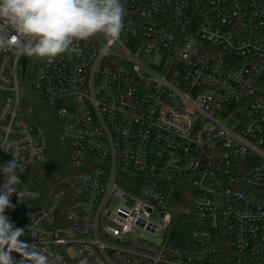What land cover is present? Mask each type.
<instances>
[{
    "label": "built area",
    "instance_id": "built-area-1",
    "mask_svg": "<svg viewBox=\"0 0 264 264\" xmlns=\"http://www.w3.org/2000/svg\"><path fill=\"white\" fill-rule=\"evenodd\" d=\"M121 2L116 41H77L31 71L69 147L72 170L52 175L49 195L27 185L45 148L23 115L26 57L5 26L0 165L15 156V187L31 194L13 193L5 215L59 264H264V0ZM177 176L196 193L201 225L188 247L167 232ZM143 234L163 237L154 246Z\"/></svg>",
    "mask_w": 264,
    "mask_h": 264
},
{
    "label": "clouds",
    "instance_id": "clouds-1",
    "mask_svg": "<svg viewBox=\"0 0 264 264\" xmlns=\"http://www.w3.org/2000/svg\"><path fill=\"white\" fill-rule=\"evenodd\" d=\"M124 6L121 0H0V48L12 41L5 34H15V52L18 57L52 58L79 49L75 42L102 35L109 43L119 38L122 30ZM109 51L101 48L102 54ZM19 173L24 167L17 158L0 165L5 180L0 185V264H59V256L52 257L37 246L19 240L23 229L17 228L5 215L6 209H14L10 197L18 200L26 195L15 186L22 183ZM21 256L17 261L12 253ZM83 264V262H82Z\"/></svg>",
    "mask_w": 264,
    "mask_h": 264
},
{
    "label": "trees",
    "instance_id": "trees-1",
    "mask_svg": "<svg viewBox=\"0 0 264 264\" xmlns=\"http://www.w3.org/2000/svg\"><path fill=\"white\" fill-rule=\"evenodd\" d=\"M41 58L26 57L24 73L19 76L20 86H24L21 108L24 118L32 131L38 135L45 148V159L31 168L27 175V185L45 195L57 188L52 175L63 176L71 166L68 162L69 147L61 135V124L55 110L47 104L30 86L31 71ZM84 171L82 168L74 172ZM132 179L130 182L136 183ZM140 185V184H138ZM169 191L168 208L171 220L168 237L174 246L191 245V234L201 228L193 200L196 193L184 176H177L166 184Z\"/></svg>",
    "mask_w": 264,
    "mask_h": 264
},
{
    "label": "rangeland",
    "instance_id": "rangeland-1",
    "mask_svg": "<svg viewBox=\"0 0 264 264\" xmlns=\"http://www.w3.org/2000/svg\"><path fill=\"white\" fill-rule=\"evenodd\" d=\"M20 89H21V92L22 93H24V86H20ZM142 237H144V238H146L149 242H151L154 246H157L159 243H160V241H161V239H162V234H159L158 236H156V237H148L147 235H142Z\"/></svg>",
    "mask_w": 264,
    "mask_h": 264
},
{
    "label": "water",
    "instance_id": "water-1",
    "mask_svg": "<svg viewBox=\"0 0 264 264\" xmlns=\"http://www.w3.org/2000/svg\"><path fill=\"white\" fill-rule=\"evenodd\" d=\"M25 61H22V74L24 73Z\"/></svg>",
    "mask_w": 264,
    "mask_h": 264
}]
</instances>
